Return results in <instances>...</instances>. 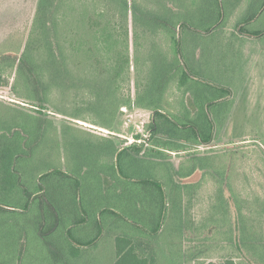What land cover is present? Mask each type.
<instances>
[{"label": "rangeland", "instance_id": "1", "mask_svg": "<svg viewBox=\"0 0 264 264\" xmlns=\"http://www.w3.org/2000/svg\"><path fill=\"white\" fill-rule=\"evenodd\" d=\"M106 1L73 0L72 6H68L65 2L62 8H67L65 10L61 8V11L71 13H67L65 24L69 23L72 28L82 27L83 24L88 26V29L92 30L88 39L94 42L95 34L91 20L94 21L100 13H104L109 21H103L105 24L102 26L109 25L108 27L114 28L119 36L116 39L124 40L126 37V31L122 32L124 25L115 11L105 4ZM139 1L144 2V0ZM237 1L240 4L232 12L233 14H229L226 24L221 29L207 33L206 31L217 23L219 11L216 14L212 13L206 0H159L160 4L170 8V16L172 14L176 23L185 21L192 24L193 27L185 26L180 29V54L183 55L182 58L194 76L200 79L190 81L191 87L196 91L195 95L186 94V88L181 91L174 84L166 98L164 109L187 126H201L202 124L208 127L213 125L216 131L217 128H221L220 126L223 128L217 132L212 145L194 147L195 149L190 145L191 151L187 155L174 153L170 156L169 163L149 159L137 161L131 177L164 180L169 193L168 218L184 216V209L189 207L190 216L197 219L198 224L205 223L209 216L214 217V220L218 219L222 226L225 224V228L222 227L221 232H218L219 235L222 233L223 237L226 236L229 240L231 237L235 245L247 252L245 258L243 257V264H259L262 263L258 261L259 257L264 256V11L260 12V1L262 0ZM39 2L40 0H0V142L7 134H18L17 131L22 126L26 127L33 140H36L37 135L39 137L42 135L40 150L26 163V167L32 170V176L56 168L72 171L74 165H79L82 161L83 164L80 165L82 167H87L84 161L89 162L88 173L91 172L93 163L96 164L97 169L98 166L114 167V158L111 161L110 157H102V154H106L103 151L104 145L109 144L106 142L109 140H105L106 143H104L98 137L107 136L113 138L114 141L120 140L121 146L130 143L131 139L142 137L145 140L147 139L145 135L150 139L148 127L151 125L152 113L142 111L135 106L126 107L128 110L121 111L114 131H112L114 134H111L97 125L100 121L96 113L102 108L100 105H94L92 112H80V107L86 104L89 98L85 93L55 91L52 95L55 110L50 108V113L42 111L41 101L34 99L35 82L24 68V61L27 56L32 55V52H34L35 59L39 61L43 60L46 55L37 38L40 36L36 34ZM226 7L228 13L229 6ZM85 10L88 16L86 22H82L83 19L79 14H83ZM252 19L253 21L250 22ZM239 21L241 25H244L243 30L248 34L239 32L237 29ZM138 29L137 38H134L132 31L130 33L131 60L133 62V43L137 39L140 46L136 56L141 62L137 73L131 74L133 92L135 82L138 80L136 74L142 80L147 72L143 66L148 56L147 49H145V41L142 38V28ZM158 37L157 41L164 51L176 53L177 45H172L171 39L166 34ZM69 47L68 55L73 60L69 67L76 74L83 71H96L95 67L98 63L89 62L92 66L88 62L81 64L82 61L76 60V53L72 55L73 45ZM119 55L117 50L109 53L110 58L106 60L109 62L108 67L114 66ZM202 80L205 82H201ZM126 85L127 83L123 86V90L127 94L129 87L125 88ZM215 85L230 89L232 95L220 104L208 106L207 103L215 100V97L206 98L205 93L216 91ZM39 97L41 98V93ZM194 97L198 98L195 100L199 101V107H196ZM230 103H233L231 107ZM71 114L83 115L81 120H77L69 117ZM208 114H211L212 119L208 117ZM34 116L51 119L53 125L37 132V126L42 123L40 120L31 118ZM172 129L176 131L178 128L172 126ZM189 130H181V132H189ZM139 135L142 136L138 138ZM3 143H0V160ZM179 169H181V174L176 173ZM192 171L196 172L189 178L182 177L183 173L187 175ZM96 180L93 184L95 189L100 185ZM101 184H105L106 187L110 186L107 179H104ZM186 184H194L191 188L195 187L188 189L190 190L188 195L191 197L189 204H186L189 201H186L188 199L185 192L187 189L183 186ZM229 188H233L237 199L239 197L242 200L238 202L246 206L244 218L235 215V201H225L226 197L227 199L229 197L225 190ZM83 194L85 195H80V200L82 198L83 201H87L85 190ZM107 195L108 201L100 207L113 206L122 212L127 210L126 214L135 221L138 220L137 212L143 210L147 204V201H137L134 209H131V202L120 201V197L112 192ZM92 200L104 201L103 198ZM97 210L98 208L94 214ZM26 217L27 215L23 218L24 222H26ZM8 218L12 217L8 214L2 215L0 222ZM17 218L20 219V217ZM229 225L231 228L228 227ZM129 227L136 228L131 224ZM168 227L159 240L165 245L176 242L177 247L184 246L181 238L173 234L175 231L170 232ZM136 230L133 232L138 233ZM110 231L112 233H108V237L101 240L97 248L82 250L83 258L69 264H110L111 258L114 263L116 253L115 246L112 245V236L115 238L118 231L115 229ZM241 235L243 241L240 239ZM192 237L195 235L192 234ZM1 238L4 239L5 236ZM215 239L216 235L208 239L210 243H214L207 244L208 250L201 249L204 251L202 254L192 256L191 264H205L210 261L222 264L226 260L222 257L229 258L233 254V249H229L226 245L225 248L224 245L220 248L219 241L216 242ZM244 240L248 242L246 245L242 244ZM187 245L195 248L198 244H188L187 241ZM3 246L4 244L0 242V254L3 252ZM162 252L158 256L160 264H171L168 254ZM151 255L148 249L145 257L150 258ZM43 258L44 254L41 251L31 252L24 263L45 264Z\"/></svg>", "mask_w": 264, "mask_h": 264}, {"label": "trees", "instance_id": "2", "mask_svg": "<svg viewBox=\"0 0 264 264\" xmlns=\"http://www.w3.org/2000/svg\"><path fill=\"white\" fill-rule=\"evenodd\" d=\"M65 2L68 3V6H72L74 3L73 0H40L39 2L36 15V22H38L36 34L38 33L37 35L41 38L36 36L46 55L43 60L39 61L35 59L34 52H32V55L27 56L24 61L26 73L30 74L35 82L34 99L41 101L42 111L50 113L49 109H54L52 102L53 92L85 93L89 98L86 104L80 107V112H92L94 105H100L102 108L96 113L100 121L97 125L111 131L123 108L136 106L139 109L149 111L152 113V119L150 121L151 125L148 127L150 133V139L147 141L148 146L135 143L131 146L119 147L114 141H106L109 144L104 145L103 151L106 154H102V157H110L111 161L114 158V167H99L97 165V169L96 164L93 163L91 164V172L88 173L90 170L89 162L84 161L87 167H82L80 166L83 164L82 161L81 164L74 165L72 171L61 168L47 170V172L41 174L39 181L33 186L28 179L30 176L28 173L32 172V170L26 167V163L40 150L43 137L42 135L41 137L37 135L36 140L31 139L26 127L22 126L21 129H18V134H7L0 142L3 143L4 141L0 160L1 187L3 191V195H0V214H10V209L16 208L15 205L21 211L25 212L27 210L30 212V201H83L82 198L80 200V195H85L83 190L86 191L87 201H95L92 199L96 198H103L104 201H108L107 194L112 192L120 197V201L131 202V209H134L137 201H147V204L143 210L137 212V221L129 218L128 214H126L128 213L127 210L122 212L113 206H103V209L98 211L102 214V220L111 217L112 221L114 220L112 224H114L113 226L116 229L119 224H123L125 221L127 225L135 226L134 230L138 229V231L148 232L153 238H156L168 219V187L164 180L131 177L134 164L137 161H143V159L168 162L170 156L174 153L187 155L191 151L190 145L193 148L208 147L213 144L217 132L223 128V126H220L221 128H217L216 131L213 125L208 127L202 124H200L201 126H187L180 123L175 115L166 112L164 109L166 98L174 84L181 91L186 88V94L188 95L190 93L195 95L196 92L191 87L190 81L198 80L199 78L194 76L188 64L182 58L183 55L181 56L180 54V29L185 26L191 27L192 24H188L185 21L176 23L172 18V14L170 16V8L167 5L160 4L159 0H144L145 3L139 0H107L105 4L109 5L110 9H113L122 21L124 25L122 32L126 31V37L124 40H117L116 38L119 36L114 28L108 27L109 25L102 26V24H105L103 21H109V19L104 16V13H100L97 19L91 20L92 28L94 29L93 33L95 34L94 42H92V40L88 39V36L92 34V30L88 29V26L83 24L82 27L72 28L69 23L65 24L66 15L70 13L61 11ZM260 3V12H262L264 11V0L260 1ZM206 4L212 13L216 14L219 11L217 23L206 31L211 33L212 30L221 29L226 24L229 14H233L232 12L238 7L240 2L237 0H206ZM226 6H229L228 13ZM66 8L62 9L65 10ZM79 16L83 19L82 22H86L87 10L83 14H79ZM241 24V21L237 23L239 32L248 34L247 31L243 30L244 25ZM139 27L142 28V38L145 41L146 54H148L143 62L147 72L142 80L136 74L138 80L136 79L133 92L131 74L133 72L137 73L141 62L136 56L140 46L137 39L133 43V62L131 60L130 33L132 31L134 38H137ZM162 34H166L171 39L172 45H177L175 54L172 52L167 53L158 43V36ZM70 45H73L72 55L76 53V60L82 61L81 64L86 62L98 63L95 67L96 71H83L80 74H76L69 67L73 61L67 51V49L70 51ZM120 47L121 49H119ZM116 50L120 55L117 57L114 66L108 67L107 63L109 62H106V60L109 57V53H114ZM89 65L92 66L90 63ZM133 67L134 71H132ZM126 83L125 88L129 87V93L127 94L123 90V86ZM208 84L211 85V83ZM211 86L214 85L212 84ZM214 88L216 91L205 93L206 98L215 97V100H210L207 103L208 106L220 104L232 95V91L228 88L218 85H215ZM40 93L41 98L39 97ZM195 98L197 100L198 98L194 97L193 99L196 107H199L200 103ZM232 104L230 103V107ZM79 114H71L69 117L81 120L80 118L83 114L81 116ZM208 117L212 119L211 114H208ZM31 118L40 120L42 123V125L39 123V126H37V132L53 125L51 119H42L43 117L36 116ZM172 126L178 129L174 131ZM181 127L183 129H180ZM181 130H189V132H181ZM140 137L138 136V138ZM181 169L176 173L181 174ZM85 170L88 171L84 172ZM195 172H188L187 175L183 173L182 177L189 178ZM87 175L89 176L86 177ZM104 179L110 182L109 187L101 184ZM95 180L100 183L96 189L93 185ZM183 186L187 189L185 191L187 195L190 192L188 189L195 188H191L194 184ZM225 192L229 195L225 201L236 202L235 215L237 214L244 218L243 214L246 206L238 202L242 200L239 197V200L237 199L234 189L229 188ZM190 198L188 195L186 201L189 202L186 204L190 203ZM188 208L183 211L186 225L190 227L191 231L187 241L198 245L195 248L188 247L185 257L186 263L190 262L191 264L192 256L199 253L202 254L204 251L201 249L206 248L208 250L209 246L207 244L210 243L208 239L216 235V242L219 241L218 243L224 245V248L226 245L229 249H233V254L229 258H225L226 256L222 257V259H226L222 264H243V257L245 258L247 252L235 245L231 237L230 240L226 239V236L223 237L222 233L220 234L222 237H219L218 232H221L220 229L222 227L225 228V224L222 226L219 220H214L212 216H209L205 223L197 224L195 223L197 219L190 216ZM35 222V220H29L27 230L21 233L7 232L10 227L9 223H0V242L4 244L3 252L0 254V264H25L24 262L29 253L39 251L44 254L45 264L73 263L83 258L81 255L83 248H96L99 246V241L105 236L104 231L107 227L105 223H109L98 221L97 235L93 239L85 241L83 238L78 239L75 236L72 230L74 221L66 216L65 221H61V226L64 228L62 231L64 236L62 242L56 231L52 233L50 230L47 231L46 223H36L33 227L32 224ZM82 222L83 220H81ZM228 227L231 228V225ZM134 230L131 228L129 231L126 230L124 232L126 238L119 237L117 239L118 249L116 260L114 262L113 259V264H157L159 262L158 258L153 257L151 260L142 258L137 253L136 248H127L132 242V238L141 237L139 236L140 233L133 232ZM205 232L206 234L204 235ZM192 234L195 237H192ZM2 236H5V238L2 239ZM240 239L243 241L242 235ZM213 243L211 242L210 244ZM247 243L246 240L242 242L244 245ZM258 261L262 262L259 264H264V256H260ZM205 264L218 263L210 261Z\"/></svg>", "mask_w": 264, "mask_h": 264}, {"label": "crops", "instance_id": "3", "mask_svg": "<svg viewBox=\"0 0 264 264\" xmlns=\"http://www.w3.org/2000/svg\"><path fill=\"white\" fill-rule=\"evenodd\" d=\"M136 107V106H135ZM138 108V107H136ZM123 110V109H122ZM128 110V109H127ZM146 111V110H142ZM118 120V119H117ZM118 121H116L115 124H117ZM100 127V126H98ZM115 127V126H114ZM100 129L106 130V132L114 134L112 131L113 130H108L100 127ZM140 136V135H139ZM142 136V135H141ZM101 141L103 140H111L114 141L113 138L111 137H98ZM142 138V137H141ZM140 138V139H141ZM119 147H123L120 145V140L114 141ZM146 145V144H145ZM124 146H131L128 145L127 143ZM148 146V145H146ZM64 169V168H63ZM65 170V169H64ZM47 171L39 172L36 173L34 176H32V172L28 173L30 176L28 179L32 183L33 186H35V183L39 181V177L41 174L45 173ZM1 181H2V173L0 172V195H3L2 187H1ZM102 204H105V201H30V212L27 210L21 211L18 206L15 205L16 208L10 209V214L12 218H8L6 220H3L1 222H8L10 227L8 230H11V233H21L25 232L29 226L28 221L29 220H35L36 222L32 224L34 227L36 223H46L47 226V231L50 230V232L56 231L57 234H59V239L62 240L63 242V230L64 228L61 226V221H65V217L68 216L69 218L76 222V224L73 223L72 225V230L78 239L83 238L85 241H89L93 239L97 235V222L98 221H103V222H109L105 223L107 225L106 230L104 231V238L108 237V233H110V230H117L118 235L115 236V238L112 236V245L115 246V253L117 252L118 249V241L117 239L120 238H126L124 235V232L126 230H130L129 225L124 221V223L119 224L118 228L114 227L112 224L114 220L112 221L111 217L105 218V220H102V214L101 212H98L100 209H103ZM55 206V207H54ZM84 208V209H83ZM96 208H98L97 212L94 214ZM31 216H30V215ZM26 217V222L23 221V218ZM96 215V216H95ZM2 216V214H0ZM17 217H20L18 219ZM96 217V219H94ZM81 220L83 222L81 223ZM0 222V223H1ZM196 223V221H195ZM198 224V223H197ZM169 225V227H168ZM196 225V224H194ZM169 228L170 232L175 231L173 234L178 235L181 238L182 244L184 246L177 247L176 242L175 244H164L159 238L161 235L165 233V230ZM120 229V230H119ZM134 230V229H133ZM136 230V229H135ZM138 231V230H136ZM140 234L138 238H132V242L128 245V249L131 247L136 248L137 253L140 255L142 258H147L151 260L153 257L158 258L159 254L161 251L166 252L168 254V259H170L171 264H189L186 263L185 257H186V252L188 251V246L187 245V237H189L190 234V227L186 225V219L185 216H171L167 219L165 225L163 226L160 234L158 237L153 238L148 232H144L139 230L138 231ZM61 233V234H60ZM112 233V232H111ZM123 233V234H122ZM103 239H101L103 241ZM100 240V241H101ZM100 241L98 245H100ZM189 244V243H188ZM223 245L220 246V248ZM95 247V246H92ZM97 248V247H96ZM166 248V249H165ZM92 249L91 247L83 248V250H90ZM150 249V253H152L151 257H145L146 251ZM165 249V250H164ZM161 250V251H160ZM114 251V250H112ZM162 252V253H163ZM178 255V256H177ZM112 263V258L111 262ZM157 264H160L158 262Z\"/></svg>", "mask_w": 264, "mask_h": 264}, {"label": "built area", "instance_id": "4", "mask_svg": "<svg viewBox=\"0 0 264 264\" xmlns=\"http://www.w3.org/2000/svg\"><path fill=\"white\" fill-rule=\"evenodd\" d=\"M123 111L126 112L127 111V108H123ZM145 140H143L142 138L141 139H131L130 143H127L128 145H133L135 143L137 144H146L148 145L147 141L146 140H149V137L145 135Z\"/></svg>", "mask_w": 264, "mask_h": 264}]
</instances>
